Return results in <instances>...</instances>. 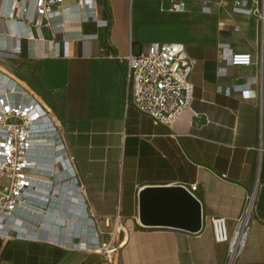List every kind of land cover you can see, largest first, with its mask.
Masks as SVG:
<instances>
[{"label": "crops", "instance_id": "crops-1", "mask_svg": "<svg viewBox=\"0 0 264 264\" xmlns=\"http://www.w3.org/2000/svg\"><path fill=\"white\" fill-rule=\"evenodd\" d=\"M83 1L89 8L82 0H63L48 19L39 17L41 25L20 23L26 38L16 37L12 24L0 18V70L60 122L77 171V182L48 202L42 226L49 225L47 233L56 240L79 232L86 243L92 235L85 213L103 231L119 227L123 245L112 264H224L227 246L214 240L210 219L223 217L231 229L255 188L250 231L235 264H264V39L259 23L233 12V0L219 7L214 6L218 0H210L211 13L200 11L202 0H185L186 10L179 12L162 9L169 0ZM152 40L182 42L195 60L193 99L170 127L154 125L124 106L127 63L113 56L137 52ZM220 43L249 53L252 63L230 64L219 56ZM192 183H197L191 195L200 207L197 231L142 222L143 189H189ZM36 218L22 220L36 223ZM8 235L0 237V264H103L97 253Z\"/></svg>", "mask_w": 264, "mask_h": 264}, {"label": "built area", "instance_id": "built-area-1", "mask_svg": "<svg viewBox=\"0 0 264 264\" xmlns=\"http://www.w3.org/2000/svg\"><path fill=\"white\" fill-rule=\"evenodd\" d=\"M62 1L0 0V18L4 23L8 21L12 24V32L16 37L26 38L20 23L35 27L41 25L42 19L39 17L48 19L54 12L55 5ZM209 1L202 0L200 5L202 13L212 12ZM223 1L218 0L214 6H221ZM84 5L88 8L90 6L85 2ZM162 9L184 11L186 2L169 0V5L162 6ZM231 9L235 13L255 18L259 23L261 39H264V0H233ZM102 22V25H107L106 20ZM45 24L49 25L50 22L47 20ZM218 47L219 56L232 65L252 63L249 53L233 52L226 43H220ZM113 56L119 62L127 63L128 92L124 106L134 107L154 125L170 127L193 99L194 84L191 73L195 60L188 56L184 44L179 41L152 40L137 52L125 55L117 53ZM224 69L221 67V72ZM242 91H247L251 95L249 90ZM59 126L60 122L52 112L24 85L12 75L0 70V237L7 239L8 233L12 232L18 239L54 243L97 253L102 257L103 264H112L123 245V239L118 236L120 228L112 227L103 231L95 225L93 217L88 216V213L84 216L89 221L88 231L89 235H92L90 242L66 245L48 240L46 233L37 232L43 229L42 219L48 215L50 199H55L57 192L68 186L73 178L74 182H77L75 163L63 142ZM49 144L50 146L60 144L64 158L61 157L54 162L45 161L50 160L45 157L50 154L45 148ZM55 165L60 172L65 173L58 179L51 173ZM44 176L54 178L53 182ZM79 187L81 196H84V189L81 185ZM196 187L197 183H192L189 189L184 188L191 194ZM254 203L255 188L247 195L243 210L235 218L231 229L227 227L223 217L210 219L214 240L226 243L227 246L224 264H235L244 250ZM19 215L26 219L35 216L39 218H36V223L23 220L16 223L13 218ZM31 230L33 233H28ZM104 234L107 236L105 240L102 239ZM87 244L101 247L87 248Z\"/></svg>", "mask_w": 264, "mask_h": 264}, {"label": "water", "instance_id": "water-1", "mask_svg": "<svg viewBox=\"0 0 264 264\" xmlns=\"http://www.w3.org/2000/svg\"><path fill=\"white\" fill-rule=\"evenodd\" d=\"M143 223L195 232L200 226L197 200L182 186L147 187L140 193Z\"/></svg>", "mask_w": 264, "mask_h": 264}, {"label": "bare ground", "instance_id": "bare-ground-1", "mask_svg": "<svg viewBox=\"0 0 264 264\" xmlns=\"http://www.w3.org/2000/svg\"><path fill=\"white\" fill-rule=\"evenodd\" d=\"M45 148H46V150L48 151V153H50V154H47L45 157L46 158H48V159H50V160H45V161H47V162H54V161H56L57 159H60L61 157L62 158H64L63 156H64V152H63V148H61V146H60V144H55V145H53V146H50V144L49 145H47V147L45 146ZM53 172H51V173H53V174H55V177H56V179H58L59 177H61L62 175H65V173L64 172H60L59 171V169H58V167H56V165H55V167L53 168ZM57 174H59V175H57ZM52 180L54 179V178H51ZM72 181L74 182V178L72 179ZM71 181V182H72ZM14 221L16 222V223H21L22 222V217L19 215V216H15L14 218ZM39 228V227H38ZM42 228L43 229H40V231H37V232H42V231H45L46 232V238L48 239V240H51V241H56V242H58V243H64V244H66V245H70V244H72V243H76V242H74L73 240L74 239H72L71 237L73 236V237H76L78 240H81V241H85V238L83 237V239L82 238H79V236H80V233L78 232V233H74V234H72L71 236H66V239H63L62 241L61 240H56V236L55 235H51V234H48L47 233V231H48V229H47V227H43L42 226ZM28 233H33L32 232V230L31 231H28ZM83 236V235H82ZM81 236V237H82ZM55 238V239H54ZM91 239V237H89V239L88 240H90ZM87 240V241H88ZM67 241H70V242H67ZM96 247H101L100 245L99 246H97V245H91V244H87V248H96Z\"/></svg>", "mask_w": 264, "mask_h": 264}, {"label": "rangeland", "instance_id": "rangeland-1", "mask_svg": "<svg viewBox=\"0 0 264 264\" xmlns=\"http://www.w3.org/2000/svg\"><path fill=\"white\" fill-rule=\"evenodd\" d=\"M8 182V179H6V183Z\"/></svg>", "mask_w": 264, "mask_h": 264}]
</instances>
